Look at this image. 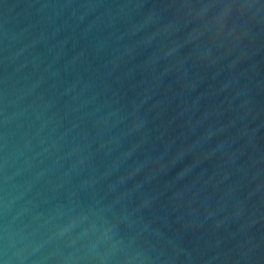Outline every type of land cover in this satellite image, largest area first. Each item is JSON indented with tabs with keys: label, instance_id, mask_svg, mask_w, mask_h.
Listing matches in <instances>:
<instances>
[{
	"label": "water",
	"instance_id": "water-1",
	"mask_svg": "<svg viewBox=\"0 0 264 264\" xmlns=\"http://www.w3.org/2000/svg\"><path fill=\"white\" fill-rule=\"evenodd\" d=\"M0 264H264V0H0Z\"/></svg>",
	"mask_w": 264,
	"mask_h": 264
}]
</instances>
